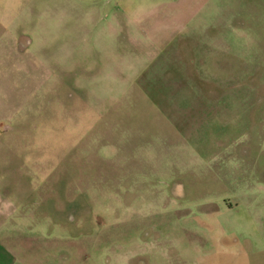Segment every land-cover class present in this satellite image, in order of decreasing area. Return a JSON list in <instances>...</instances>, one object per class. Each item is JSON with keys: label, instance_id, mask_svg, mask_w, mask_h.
I'll return each mask as SVG.
<instances>
[{"label": "rangeland", "instance_id": "rangeland-1", "mask_svg": "<svg viewBox=\"0 0 264 264\" xmlns=\"http://www.w3.org/2000/svg\"><path fill=\"white\" fill-rule=\"evenodd\" d=\"M111 3L117 20L0 109L9 251L264 264V0Z\"/></svg>", "mask_w": 264, "mask_h": 264}, {"label": "crops", "instance_id": "crops-1", "mask_svg": "<svg viewBox=\"0 0 264 264\" xmlns=\"http://www.w3.org/2000/svg\"><path fill=\"white\" fill-rule=\"evenodd\" d=\"M111 2L0 0L2 113L9 112V88H24L28 78L35 82L38 73L60 66L62 58L76 53L78 42L85 34L90 37L111 16L112 20H117L120 4ZM8 199L9 183L0 180V233L3 234L0 238V264H17L19 259L9 251V227L4 226L9 221Z\"/></svg>", "mask_w": 264, "mask_h": 264}]
</instances>
